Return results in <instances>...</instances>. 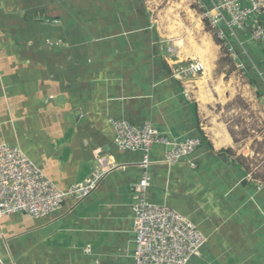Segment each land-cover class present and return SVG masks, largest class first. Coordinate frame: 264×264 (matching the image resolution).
Instances as JSON below:
<instances>
[{"label": "crops", "instance_id": "obj_1", "mask_svg": "<svg viewBox=\"0 0 264 264\" xmlns=\"http://www.w3.org/2000/svg\"><path fill=\"white\" fill-rule=\"evenodd\" d=\"M165 53L143 0H0V145L19 147L63 191L97 174L99 151L116 166L49 217L2 218L5 264H134L132 187L143 155L119 148L112 119L151 122L178 140L203 135L173 166L153 148L148 199L206 238L191 264H264V186L226 125L208 135L199 99L189 89L197 101L186 97Z\"/></svg>", "mask_w": 264, "mask_h": 264}, {"label": "built area", "instance_id": "obj_2", "mask_svg": "<svg viewBox=\"0 0 264 264\" xmlns=\"http://www.w3.org/2000/svg\"><path fill=\"white\" fill-rule=\"evenodd\" d=\"M194 4L202 26L209 28L214 40L226 51V56L233 60L240 72L246 74V67L237 51L243 50L247 55L248 42L264 43V0H194ZM167 62L174 79L183 84L186 97L197 101L188 89L195 88L193 85L197 80L205 76L208 71L206 63L192 58L185 61L171 58ZM253 66L264 82V73L259 72L254 63ZM111 124L119 148L143 155L140 164L143 178L132 187L138 196L133 207V263L191 264L201 256L207 240L189 218L165 204L156 205L149 201L148 173L155 146L165 148V164L173 166L189 159L202 146L203 138L173 139L151 122L140 128L127 120L112 119ZM96 155L97 174L85 183L63 191L19 147L0 145V220L20 213L43 219L60 211L68 198L81 201L90 196L101 179L116 168L101 151ZM86 252L90 253L91 248L88 247ZM0 264H5L1 257Z\"/></svg>", "mask_w": 264, "mask_h": 264}, {"label": "rangeland", "instance_id": "obj_3", "mask_svg": "<svg viewBox=\"0 0 264 264\" xmlns=\"http://www.w3.org/2000/svg\"><path fill=\"white\" fill-rule=\"evenodd\" d=\"M143 2L166 46L167 57L175 61L192 58L206 63L208 71L191 89L204 110L206 132L211 136L210 129L218 128V124L226 125L236 141L234 153L240 156L252 180L264 186V94H258L248 74L237 69L223 47L216 44L209 28L202 26L194 0ZM239 52L246 64L254 67V63L259 72L264 70V43L248 42L247 55L243 50ZM254 73L257 74L255 70Z\"/></svg>", "mask_w": 264, "mask_h": 264}, {"label": "trees", "instance_id": "obj_4", "mask_svg": "<svg viewBox=\"0 0 264 264\" xmlns=\"http://www.w3.org/2000/svg\"><path fill=\"white\" fill-rule=\"evenodd\" d=\"M215 42H216V44H218V45H220V43L217 41V40H215ZM239 52V51H238ZM225 53H226V51H225ZM240 53V52H239ZM240 57H241V54H240V56H239V59H240ZM242 58V57H241ZM231 61V60H230ZM242 62H243V64L245 65V71H246V74H248V77H249V79H250V81H251V84L256 88V91L258 92V94L259 95H262V94H264V83H263V81H262V79H260L259 78V76L257 75V74H255L254 73V68L252 67V66H250L249 64H246V62L245 61H243V58H242V60H241ZM255 61L258 63H260V60L259 59H257L256 57H255ZM245 62V63H244ZM202 138H203V140H204V137H203V135H202ZM205 141V140H204ZM227 152H229L230 154H232V150H228ZM239 159V158H238Z\"/></svg>", "mask_w": 264, "mask_h": 264}, {"label": "water", "instance_id": "obj_5", "mask_svg": "<svg viewBox=\"0 0 264 264\" xmlns=\"http://www.w3.org/2000/svg\"><path fill=\"white\" fill-rule=\"evenodd\" d=\"M237 55H238V57L240 56V53L237 51ZM240 60H242V58L240 57ZM138 128H140V127H138ZM157 205V204H156Z\"/></svg>", "mask_w": 264, "mask_h": 264}, {"label": "bare ground", "instance_id": "obj_6", "mask_svg": "<svg viewBox=\"0 0 264 264\" xmlns=\"http://www.w3.org/2000/svg\"><path fill=\"white\" fill-rule=\"evenodd\" d=\"M208 90V89H207Z\"/></svg>", "mask_w": 264, "mask_h": 264}]
</instances>
